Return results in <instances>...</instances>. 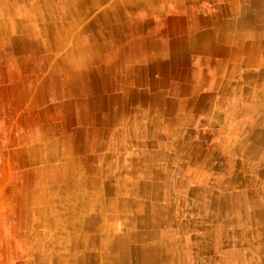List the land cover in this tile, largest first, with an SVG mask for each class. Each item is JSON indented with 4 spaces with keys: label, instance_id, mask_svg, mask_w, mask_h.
<instances>
[{
    "label": "rangeland",
    "instance_id": "rangeland-1",
    "mask_svg": "<svg viewBox=\"0 0 264 264\" xmlns=\"http://www.w3.org/2000/svg\"><path fill=\"white\" fill-rule=\"evenodd\" d=\"M79 1L0 0V264H264L256 0Z\"/></svg>",
    "mask_w": 264,
    "mask_h": 264
},
{
    "label": "crops",
    "instance_id": "crops-1",
    "mask_svg": "<svg viewBox=\"0 0 264 264\" xmlns=\"http://www.w3.org/2000/svg\"><path fill=\"white\" fill-rule=\"evenodd\" d=\"M82 1H84V0H80L79 1V4H80V6L82 5ZM101 1H103V0H92V2H93V5H95L96 3H98V2H101ZM78 4V5H79ZM92 4H91V6H93ZM139 5V4H138ZM134 6V5H133ZM120 8V6H115V5H113L112 6V9H115V13L117 12L116 11V9H119ZM255 14H252V13H250V14H248V10H246V13H244V14H241V15H243V16H241V20H242V22L243 23H245V22H247V19H249V21L253 24V28H254V30L252 31V32H250L249 34H248V36L249 37H251V38H255V41L254 42H250V43H245L246 45L244 46L245 48H247V51L249 52V53H252V52H255V53H259L260 51H261V49H259V47H261L262 45H258L257 43H255L257 40L259 41V39L260 38H264V0H256V5H255ZM243 9V8H242ZM241 9V10H242ZM75 14H78V12L77 13H75ZM75 14H73V15H75ZM227 20H231V17H229V19H226V20H221V22H224V21H227ZM240 20V21H241ZM220 22V23H221ZM54 23H55V25H54V28L56 29L57 28V26H58V24L54 21ZM221 25V24H220ZM72 29V27L70 26V30ZM85 29H87V28H85ZM84 28H82V29H80L79 31H80V33H82L84 30H85ZM252 29V28H251ZM57 30H59L58 28H57ZM209 31H211V32H213V29H211V30H207V31H204V32H202V33H200L199 35H195V36H190L187 40L188 41H183L186 45H187V49H189L190 47L192 48L193 46H192V44L193 43H197V45H196V43H195V48L196 47H200V48H203V47H205V44H204V42H203V40H202V38H204V37H208V36H210L209 34H207ZM79 33V34H80ZM212 34V33H211ZM214 34H212L211 36H213ZM210 36V37H211ZM247 36V35H246ZM85 37V36H84ZM65 39V38H68V40H69V42L67 41V46L66 45H64V46H60V45H62L63 43H64V40H61V39ZM90 39L89 37H85V40H83L84 42V49H82L81 47H80V49H78L79 51H78V53L79 54H81V52H83V54H84V58H83V60H81V61H83V63H86V64H89V63H92V62H95V61H97L98 60V52H99V50L97 49V50H94V51H92L91 50V48H92V44L89 42V40L88 39ZM60 39V40H59ZM72 39H74V40H77L78 39V36L75 38V37H69V36H59V35H55V37H54V46H56L57 48H60V49H63V52H64V56L65 57H71V53L74 51V49L73 50H70V49H72V48H70L69 49V45H70V43H71V40ZM79 40H81V39H79ZM185 40V39H184ZM51 43V42H50ZM174 44H177V45H179V43L178 42H176V43H174ZM173 44V45H174ZM75 45V44H74ZM52 46V45H51ZM67 48V49H66ZM187 49L185 50V51H187ZM255 49V50H254ZM70 50V51H69ZM263 50H264V48H262V51H261V53H260V55L256 58L257 60H260V56H262V53H263ZM92 53V55H90ZM63 54V53H62ZM168 54H170L171 56L170 57H172L173 56V54H175V52H174V50H172V51H170L169 53L167 52V55ZM186 56H187V54H186ZM220 56V55H219ZM221 57V60L220 61H218L217 63H216V66H215V68H213L215 71L216 70H221V71H224V70H226V69H230L231 67V65L230 64H232V62H231V60H232V57L230 56V55H227L225 52H223V54H222V56H220ZM188 58V57H187ZM68 59V58H67ZM118 59H120V58H118ZM121 60V59H120ZM259 62V61H258ZM258 62H254V63H250V64H253V65H251V66H256V65H258ZM239 64H241V65H237L238 67H244V68H248L249 67V64L247 63V62H242V63H239ZM69 65V64H68ZM70 66V65H69ZM68 67V66H67ZM232 67H233V65H232ZM256 68H258V66L256 67ZM208 70H209V68H207ZM98 78V77H97ZM209 79H211V77L209 78ZM101 80V79H100ZM223 80L225 81V77H223ZM223 80H222V82L219 80V82L217 81V78H215L214 79V82L213 83H211L210 85H209V91H210V95L212 96V95H216V93H218L217 95H220L221 93H223L224 94V91H223V89H222V86H223V84H224V82H223ZM262 79H260V81H261ZM98 81V82H97ZM211 81H212V79H211ZM96 82L98 83V89L97 90H95L94 88L92 89V88H90L89 86L92 84V83H94V81H91V83L90 84H87V90H89V91H91L90 93H98V95H100V92L101 91H105V90H107V89H111V88H115V89H118L119 88V86H118V84H112V83H110V82H107V80H105V78H103L102 80H101V82L99 81V79L98 80H96ZM217 85H219L220 86V91H218V92H216V87H217ZM259 85V84H258ZM202 87V86H201ZM71 88H72V91H76L75 89H73V87H72V85H71ZM202 88H204V87H202ZM201 88V89H202ZM199 89V88H198ZM201 89H199V91L201 90ZM256 90H258L257 88H256ZM78 92V91H77ZM126 93L127 94H129L130 93V90H129V93L126 91ZM66 94V92H64V95ZM97 95V96H98ZM210 95H208L207 97H209ZM100 97V96H99ZM111 99H113L114 101L113 102H117V103H126V104H128L129 102H127V101H125V100H123V101H121V100H115L116 99V97H114V96H111L110 97ZM97 98H95V99H93L92 101H88V102H86L87 103V105H88V108L86 109V110H84V111H81L80 113L82 114V116H81V118H84L85 117V115H87L86 114V112H88V110L90 111V110H94V109H92V107H95V109H98V108H100L99 107V105H95V103H98L97 102V100H96ZM143 101V100H142ZM154 100H151V102H153ZM90 102V103H89ZM93 102H95V103H93ZM185 103H186V101H185ZM184 102H182L181 104H185ZM119 104H118V106H117V110L119 111V109H120V107H119ZM205 105L206 104V102H205V100H199V98H195V99H193V100H189V101H187V109H188V111H191V112H193L192 114L193 115H196V116H193V117H197V115H198V111L201 109V106L202 105ZM65 105H69V104H67V103H65ZM72 107V106H71ZM182 107V110L184 111L185 110V106H181ZM84 112V113H83ZM129 112V109L127 110V113ZM184 116V114L182 115V117ZM264 118V117H263ZM182 121V120H181ZM248 160V159H245V158H242V160ZM251 161H254V160H252V159H250ZM255 162V161H254ZM208 165V164H207ZM245 165V164H244Z\"/></svg>",
    "mask_w": 264,
    "mask_h": 264
},
{
    "label": "bare ground",
    "instance_id": "bare-ground-1",
    "mask_svg": "<svg viewBox=\"0 0 264 264\" xmlns=\"http://www.w3.org/2000/svg\"><path fill=\"white\" fill-rule=\"evenodd\" d=\"M248 20V19H247ZM263 127V128H262ZM262 131L260 133L259 139L256 140L257 143V149L260 153V157L262 158L263 162H264V122L262 124ZM264 174V173H263ZM220 202V200H219ZM225 206V202L222 203ZM259 217L263 220L264 222V211H260L259 212Z\"/></svg>",
    "mask_w": 264,
    "mask_h": 264
}]
</instances>
